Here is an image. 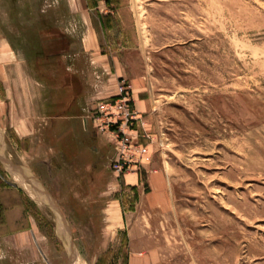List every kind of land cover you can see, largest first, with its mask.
I'll return each instance as SVG.
<instances>
[{
	"label": "rangeland",
	"instance_id": "obj_1",
	"mask_svg": "<svg viewBox=\"0 0 264 264\" xmlns=\"http://www.w3.org/2000/svg\"><path fill=\"white\" fill-rule=\"evenodd\" d=\"M90 2L104 12L115 81L106 98L120 80L131 85L146 122L134 140L147 157L117 173L115 145L99 133L106 189L90 200L87 186L62 189L59 208L29 207L39 233L30 245H0V264H264V0ZM7 14L0 0V49ZM4 61L0 50L2 98ZM2 103L0 128L17 158L26 141Z\"/></svg>",
	"mask_w": 264,
	"mask_h": 264
},
{
	"label": "crops",
	"instance_id": "obj_2",
	"mask_svg": "<svg viewBox=\"0 0 264 264\" xmlns=\"http://www.w3.org/2000/svg\"><path fill=\"white\" fill-rule=\"evenodd\" d=\"M4 2L6 18L13 24L5 29L0 49L5 53L6 74L0 103L6 123L26 144L18 159L13 157L16 143L0 128V163L5 170V176L0 174V245L22 246L32 244L39 233L29 208L44 206L39 199L59 208L57 196L62 189L78 191L87 186L84 199L95 191L100 196L106 189L97 167L107 155L100 153L104 141L84 125L83 117L97 101L113 94L115 81L109 74V55L102 52L104 12L97 4L90 0ZM29 67H36V74L29 76ZM57 67L64 68L62 75H57ZM104 72L106 78L96 79ZM75 76L78 82L73 87ZM96 138L99 145L94 151L88 149L87 141Z\"/></svg>",
	"mask_w": 264,
	"mask_h": 264
},
{
	"label": "built area",
	"instance_id": "obj_3",
	"mask_svg": "<svg viewBox=\"0 0 264 264\" xmlns=\"http://www.w3.org/2000/svg\"><path fill=\"white\" fill-rule=\"evenodd\" d=\"M90 119L98 133L109 137L115 145L111 157V167L117 173H126L147 157L148 148L134 137H138L139 128L145 125L143 116L136 107L131 85L119 81L118 91L111 98L97 101L83 117L87 126ZM141 136H148L141 134Z\"/></svg>",
	"mask_w": 264,
	"mask_h": 264
},
{
	"label": "bare ground",
	"instance_id": "obj_4",
	"mask_svg": "<svg viewBox=\"0 0 264 264\" xmlns=\"http://www.w3.org/2000/svg\"><path fill=\"white\" fill-rule=\"evenodd\" d=\"M17 174H18V175H21L19 172H17ZM39 201L42 202V203L44 204L45 207H49V208H50V206H49L48 204H46V203H47L46 201H44V200H42V199H39ZM47 205H48V206H47ZM50 210H52V209L50 208Z\"/></svg>",
	"mask_w": 264,
	"mask_h": 264
}]
</instances>
